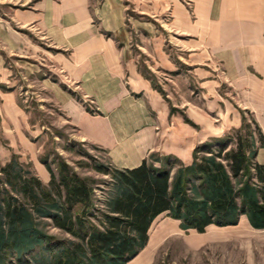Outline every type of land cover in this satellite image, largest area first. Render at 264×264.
<instances>
[{
	"label": "crops",
	"instance_id": "obj_1",
	"mask_svg": "<svg viewBox=\"0 0 264 264\" xmlns=\"http://www.w3.org/2000/svg\"><path fill=\"white\" fill-rule=\"evenodd\" d=\"M129 2L155 23L129 16ZM18 75L38 83L115 168H137L152 153L188 165L197 145L241 126L240 110L264 135V0H0L2 166L36 156ZM255 161L264 165V148ZM34 168L48 184L46 167ZM162 229L158 244L170 237ZM153 245L150 234L127 264Z\"/></svg>",
	"mask_w": 264,
	"mask_h": 264
},
{
	"label": "trees",
	"instance_id": "obj_2",
	"mask_svg": "<svg viewBox=\"0 0 264 264\" xmlns=\"http://www.w3.org/2000/svg\"><path fill=\"white\" fill-rule=\"evenodd\" d=\"M241 115L239 128L197 145L188 165L157 153L134 169L95 165L110 177L100 201L96 180L64 161L55 173L42 158L50 174L44 184L12 155L0 165V264H127L146 248L161 215L198 234L237 226L242 217L264 230V165L255 161L264 135Z\"/></svg>",
	"mask_w": 264,
	"mask_h": 264
},
{
	"label": "rangeland",
	"instance_id": "obj_3",
	"mask_svg": "<svg viewBox=\"0 0 264 264\" xmlns=\"http://www.w3.org/2000/svg\"><path fill=\"white\" fill-rule=\"evenodd\" d=\"M128 4L129 16L134 20L155 23L156 18L140 16L131 12L133 5L131 2ZM17 78L23 93L21 104L28 110L30 138L36 146V156L30 155L33 158V163L39 169L40 166H45L41 160L46 157L50 167L57 173L58 164L64 161L80 177L96 180L98 183L95 188L96 198L99 201L103 200L109 187L110 177L94 171V166L102 164L114 167L107 152L99 146L81 141L77 136L76 129L65 122L59 107L38 87V83H34L33 79V82L31 80L24 81L20 75ZM41 78L42 72L38 75V80ZM153 82L155 85V81ZM187 83L196 88L193 80H189ZM178 99L180 101L188 100L186 98ZM196 99L197 102H200L199 97ZM240 111L242 112V110ZM243 112L246 118L252 117L250 112ZM23 164L38 175L34 164L31 162ZM96 205L100 207V204ZM171 220L173 219L161 215L154 221L150 228V234L156 245L149 249L154 252H150L138 264H264V232H258L243 225L244 219L241 220V223L239 222L240 225L227 227V229L213 226L207 228L202 234L192 230L185 232L180 229L181 231H179L177 226L172 227L169 224ZM162 228L163 232L170 237L165 236L166 238L163 239L167 240L158 244ZM50 232L59 234L54 230Z\"/></svg>",
	"mask_w": 264,
	"mask_h": 264
},
{
	"label": "bare ground",
	"instance_id": "obj_4",
	"mask_svg": "<svg viewBox=\"0 0 264 264\" xmlns=\"http://www.w3.org/2000/svg\"><path fill=\"white\" fill-rule=\"evenodd\" d=\"M149 249V248H148Z\"/></svg>",
	"mask_w": 264,
	"mask_h": 264
}]
</instances>
